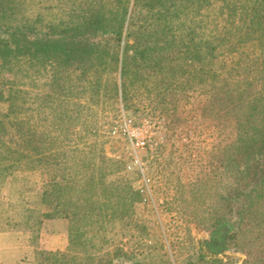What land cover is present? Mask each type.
<instances>
[{
	"label": "rangeland",
	"instance_id": "374dc122",
	"mask_svg": "<svg viewBox=\"0 0 264 264\" xmlns=\"http://www.w3.org/2000/svg\"><path fill=\"white\" fill-rule=\"evenodd\" d=\"M221 4L218 0H156L160 20L146 23L142 21L145 6L140 8L129 0L128 41H145L140 33L148 27L156 28L163 41L170 37L168 25L176 33L189 31L185 42L206 40L214 23L222 21ZM8 7L14 22L29 20L37 31L72 34L75 40L89 31L85 25L91 15L117 10L115 0H11ZM121 45L122 41L119 49ZM239 47L246 52L252 49L249 42ZM183 55L190 58L188 52ZM234 55L226 50L224 57ZM84 56L85 60L76 53L77 60L66 65L48 60L42 69L32 61L30 78L25 76L24 62L20 64L23 70L17 72L0 68L1 81L16 80L18 88L27 90L23 110L15 108L13 114L29 115L31 133L27 135L33 146L28 154L31 163L21 158L20 166L0 176V243L17 246V253L27 245L24 251L34 259L33 264H38L40 251H66L83 264L91 250L89 243L100 244L101 239L105 241L93 254L95 264H103L104 259H109L106 264H264V232L256 235L252 222L247 229L231 222L238 236L226 238L225 252L220 255L208 253L201 242L209 237L214 217L224 214L234 220L235 215L221 207L220 193L238 168L225 166L226 146L236 138L235 120L222 111L213 114L207 110L212 94L207 77L165 82L159 96L172 89L171 104L161 103L159 96L148 91V84L142 83L132 85L128 98L122 100L118 74L117 95L112 90L114 71L108 68L107 57L101 68L86 64L88 53ZM5 108V103L0 104V112ZM123 116L131 117L133 125H142L145 133L162 142L134 146L119 129ZM8 129L22 139L13 127ZM42 135L43 144L38 143ZM14 147L22 150L17 144ZM56 152H63L65 159L58 165L50 156ZM136 152L143 162V174L126 168ZM43 155L48 158L41 159ZM100 169L106 170L102 178ZM55 173L70 183L77 181L78 186L94 176L93 198L104 202L103 212L113 217L104 232L89 227L87 234L96 235L68 248V220L50 216V209L40 200ZM135 189L136 195L128 193ZM119 203H127L124 215L116 208ZM258 204L254 202L256 208Z\"/></svg>",
	"mask_w": 264,
	"mask_h": 264
},
{
	"label": "trees",
	"instance_id": "16d2710c",
	"mask_svg": "<svg viewBox=\"0 0 264 264\" xmlns=\"http://www.w3.org/2000/svg\"><path fill=\"white\" fill-rule=\"evenodd\" d=\"M9 1L0 0V68H14L17 72L24 62L25 76L30 78L28 66L33 65L32 61L38 62L42 69L48 60L57 59L66 65L77 60L76 53L84 60V53H88L86 64L89 65L97 64L105 68L104 62L108 59V68L114 71L112 90L117 95L118 74L122 100L128 98L131 86L136 83L148 84V91L159 96L162 94L160 87L165 82L174 84L181 77L184 80L185 77L204 80L206 76L207 88L212 91L207 110L213 114L222 111L235 120L236 138L226 146L229 154L225 166L238 168L230 179L231 183L220 193L221 207L225 206V210L232 212L235 218L233 221L226 219L224 214L214 217L209 237L201 242L208 253L216 256L225 252L226 238L235 239L238 236L231 222L241 223L245 229L252 222L256 224V235L264 232V0H218L222 2L219 6L222 21L214 23L213 31H208L206 40L185 42L189 31L176 33L168 25L170 37L159 40L156 28L148 27L140 33L146 40L136 41L135 44L129 43L128 24H125L129 0H115L117 10L109 15L101 11L91 15V21L85 25L89 26V31H84L79 40L71 37L72 34L59 32L53 35L46 30L37 31L29 20L14 22ZM155 1L133 0V5L145 6L146 15L142 21L155 23L160 20L162 13ZM211 1L216 0H207V3ZM124 28L126 31L122 36ZM160 32L164 33L162 27ZM248 42L252 45L249 52L240 49V45ZM226 50L235 55L225 58ZM185 52L190 54V58H185ZM17 82L0 80V104L7 106L5 111L0 112V176L8 175L10 168L20 166L21 158L26 160V164L31 163L28 155L33 147L29 137L30 117L28 114H13L15 108L17 112L23 110L28 100L27 90L18 88ZM166 93L168 95L159 96V100L163 104H171L173 90ZM18 101L21 102L20 107ZM58 114L61 115L60 112ZM8 126L19 132L18 137L22 136L20 141L9 132ZM43 141L42 135L38 143L43 144ZM14 144L22 150L17 151ZM50 156L56 165L62 163L61 160L65 161L63 152ZM47 158L46 155L41 157L43 160ZM76 165L77 162L74 163ZM105 174L106 170L100 169L101 178ZM62 176L59 178L56 173L52 174L51 183L42 192L40 200L50 209V216L68 220L70 248V245L90 240L96 235L87 234L89 227L104 232L113 217L103 212L104 202L93 198L94 176L89 182L81 180L85 183L83 186H78L77 181L70 183ZM124 187L128 189L127 185ZM128 193L136 195L138 191L129 190ZM233 201L237 202L236 206ZM254 202L259 203L258 208ZM126 204L119 203L116 207L122 215L125 214ZM104 241L89 243L91 250L87 252L83 264H95L93 254L103 246ZM36 258L38 264H81L80 258L69 256L66 251H40ZM106 263L109 259H104L103 264Z\"/></svg>",
	"mask_w": 264,
	"mask_h": 264
},
{
	"label": "built area",
	"instance_id": "2783aa9c",
	"mask_svg": "<svg viewBox=\"0 0 264 264\" xmlns=\"http://www.w3.org/2000/svg\"><path fill=\"white\" fill-rule=\"evenodd\" d=\"M120 131L125 134L134 146L143 148L144 146H152L162 142V138L153 139L150 134L145 133L142 129V125H133L132 118L129 116H123L122 122L119 125ZM128 170H139L143 174L144 167L143 162L137 152L131 157L129 162L126 164ZM145 179V177H144Z\"/></svg>",
	"mask_w": 264,
	"mask_h": 264
},
{
	"label": "crops",
	"instance_id": "0c3cea01",
	"mask_svg": "<svg viewBox=\"0 0 264 264\" xmlns=\"http://www.w3.org/2000/svg\"><path fill=\"white\" fill-rule=\"evenodd\" d=\"M62 239V236H61ZM64 241V239H63ZM62 242V241H61ZM60 249H62V243ZM65 242L63 243V247ZM15 245H4L0 243V264H33L34 259L28 255V252L25 253L24 250L27 248V245H24L20 248V252L17 253ZM23 250L21 251V249ZM31 260V261H30Z\"/></svg>",
	"mask_w": 264,
	"mask_h": 264
}]
</instances>
